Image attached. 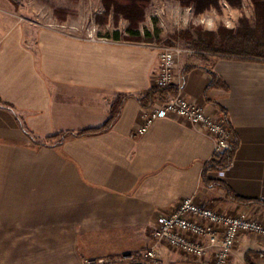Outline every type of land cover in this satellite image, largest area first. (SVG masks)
Masks as SVG:
<instances>
[{"label": "crops", "instance_id": "1", "mask_svg": "<svg viewBox=\"0 0 264 264\" xmlns=\"http://www.w3.org/2000/svg\"><path fill=\"white\" fill-rule=\"evenodd\" d=\"M157 57L140 42L50 26L0 34V264H84L145 249L158 217L186 196L222 213L245 208L264 224V61L210 54L178 65L183 94L229 123L231 163L224 177L210 173L228 194L201 180L214 140L199 125L171 116L135 134ZM118 94L128 97L108 130L47 139L102 125ZM158 254L162 264H212L166 243ZM228 264H264V239L243 234Z\"/></svg>", "mask_w": 264, "mask_h": 264}, {"label": "built area", "instance_id": "2", "mask_svg": "<svg viewBox=\"0 0 264 264\" xmlns=\"http://www.w3.org/2000/svg\"><path fill=\"white\" fill-rule=\"evenodd\" d=\"M90 41H105L89 32ZM202 51L187 46L172 45L158 48L157 64L152 71V87L178 86L175 95L155 99L144 108L136 135H143L160 118L178 116L199 125L214 140V154L219 155L231 146L233 138L225 117H212L201 104L189 100L182 92L178 65L182 57ZM225 169L216 172L224 177ZM243 234L264 239V224L250 216L247 209L222 213L199 203L195 197L181 198L168 212L162 213L152 229V243L145 249L129 253L90 258L84 264H162L158 254L160 244L166 243L194 257L209 256L212 264H228L232 252Z\"/></svg>", "mask_w": 264, "mask_h": 264}, {"label": "rangeland", "instance_id": "3", "mask_svg": "<svg viewBox=\"0 0 264 264\" xmlns=\"http://www.w3.org/2000/svg\"><path fill=\"white\" fill-rule=\"evenodd\" d=\"M100 14H103L101 0H0V34L12 25H30L50 26L79 37H86L92 32L107 39L111 37L105 35L113 30L126 37L123 35L128 27L125 18L121 16L114 20L110 15L107 22L99 24L97 19ZM245 21L249 26L257 27L251 0H241L237 6L219 0L217 6H211L200 14H195L193 7L182 6L176 0H153L139 24L141 33L149 32L152 37L149 41L136 42L156 48L180 45L197 50L192 46V39H202L207 43L211 40L207 33H213L212 42L216 45L220 28L232 29L237 33L244 27ZM186 30L191 33L192 39L182 35L177 37L178 33ZM209 55L208 51H202L190 57L198 60Z\"/></svg>", "mask_w": 264, "mask_h": 264}, {"label": "trees", "instance_id": "4", "mask_svg": "<svg viewBox=\"0 0 264 264\" xmlns=\"http://www.w3.org/2000/svg\"><path fill=\"white\" fill-rule=\"evenodd\" d=\"M153 0H101L103 5V14L98 16V23L107 22L109 16L112 15L114 20H118L119 17H123L128 21V27L126 28V37L121 36V33L117 30H113L111 34L105 35L115 40H129V41H149L152 37L149 32L141 33L139 24L145 17V10ZM182 6L193 7L195 14H200L211 6H217L219 0H176ZM231 6H237L241 3V0H225ZM254 7L255 20L258 21L257 27L249 26L245 21L244 27L234 33L232 29L220 28L217 36L219 41L216 45L213 44V33H207V36L211 38L210 41L204 43L202 39H192V35L189 31H182L177 34L187 39H192V46L197 50L208 51L210 54H220L227 58L236 59H257L264 61V0H251ZM176 37V38H177ZM168 45H172L169 43ZM213 78L215 76L212 74ZM167 92H173L172 95L177 93V89L174 87H152L145 91L141 97H139L140 103L144 107L150 105L157 98H166ZM128 97L127 94H118L111 102L108 116L102 125L84 129L77 132H61L53 134L47 139H57V143H61L63 139L68 136H85L88 134H96L108 130L116 121L120 114V110L124 100ZM0 104H3L0 100ZM234 152V144L219 155H213L212 158L204 164V168L201 174L202 182L207 186L217 185L227 190L228 194H231L227 187L218 179L210 175L211 172H217L223 170L231 163ZM233 196V195H232ZM234 199L244 202L246 204L255 203V200H242L233 196Z\"/></svg>", "mask_w": 264, "mask_h": 264}]
</instances>
